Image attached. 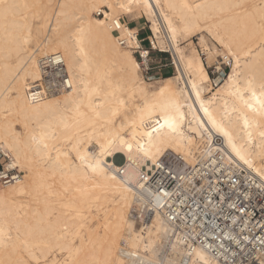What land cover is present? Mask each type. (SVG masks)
Returning a JSON list of instances; mask_svg holds the SVG:
<instances>
[{
	"label": "bare ground",
	"instance_id": "6f19581e",
	"mask_svg": "<svg viewBox=\"0 0 264 264\" xmlns=\"http://www.w3.org/2000/svg\"><path fill=\"white\" fill-rule=\"evenodd\" d=\"M137 13L174 59L153 89L131 50L137 31L121 24ZM193 35L231 58L226 78L211 83L212 58L184 45ZM53 55L68 87L34 100L27 81ZM0 146L7 169L25 172L0 183V264H221L174 234L142 194L145 174L170 154L192 170L216 155L264 189V0H0ZM9 194L30 198L22 212ZM93 204L101 230L74 244ZM54 248L63 260H48Z\"/></svg>",
	"mask_w": 264,
	"mask_h": 264
},
{
	"label": "built area",
	"instance_id": "2783aa9c",
	"mask_svg": "<svg viewBox=\"0 0 264 264\" xmlns=\"http://www.w3.org/2000/svg\"><path fill=\"white\" fill-rule=\"evenodd\" d=\"M97 17H103L97 13ZM117 35V31L112 32ZM38 81L28 94L38 100L68 87L64 64L57 56L40 60ZM218 156L204 165L168 155L145 174L143 195L149 198L174 234L205 250L221 264H261L264 261V189L252 176L223 165ZM215 159V160H214ZM0 146V183L7 184L15 169ZM143 177V176H142Z\"/></svg>",
	"mask_w": 264,
	"mask_h": 264
},
{
	"label": "rangeland",
	"instance_id": "374dc122",
	"mask_svg": "<svg viewBox=\"0 0 264 264\" xmlns=\"http://www.w3.org/2000/svg\"><path fill=\"white\" fill-rule=\"evenodd\" d=\"M112 13H114V17L120 15V12L117 10H114ZM121 24H126L129 28L136 29L137 31L136 36H137L140 46L137 49L135 48L131 50L136 52L134 54V58H136V60L140 64L139 66L140 67V70H139L140 78L148 83V86L150 89L157 87V84L155 83V81L163 77L170 78L171 76L175 74L174 73L175 72L174 59H173L172 51L168 48H165V46H162V45L161 46L162 48H164V50L159 48L158 43H157L158 39L157 37H155L152 31L151 24L147 16H145L143 13L142 14L137 13L134 17L132 15L125 16V14H123L122 19H121ZM38 25H40V21L37 19L34 21L33 26L35 29L36 40L38 41V43H40L41 41H43L44 34L42 33V30L38 27ZM157 36H160L161 38V35L159 33ZM188 39L184 41V45H187L188 43L193 45L198 55L200 56L202 63L206 67L208 66V61L210 60V57L212 58V61H211L212 64H210L209 67H207V72L211 79V83H213V80L217 76L226 78L228 73L230 72V65L224 59H229L231 63V58L228 57L226 53L222 52L220 50L221 48L218 47V45L207 35L203 37L202 42H200V36L198 35L196 36L193 35L189 37ZM152 42L155 43V46H153ZM28 49L29 50L33 49V45L31 44L28 47ZM186 53H188V51ZM143 54H144V57H143ZM27 83L30 86V83H33V82L29 80L27 81ZM212 86L213 88H215L214 85ZM124 95L126 96V94ZM16 129L20 131L19 124L17 123H16ZM15 173L20 177L25 175V172L22 169H20V171L18 169H15ZM14 195H11V197H10V194L7 195L8 197L6 196L7 199L5 202L7 205H13L15 207H18L17 211L22 212V210L25 208V205L29 203L30 198L24 197V196H18V195L14 196ZM7 201L9 204L7 203ZM106 201L107 203H105V205L100 208H103V210L108 211L106 213H109V210L112 207L111 198L109 199L107 198ZM96 205L97 204H93L89 209L90 213H87L85 215L87 217L84 218L85 221L83 220L84 227L80 228L81 230H79L78 234L75 235V237L73 238L74 244H77V240H78L77 237L84 233V228L86 226H98V227L100 226V228H97V230L98 231L101 230L102 225L100 224L103 223L104 215L101 214V211L99 212L97 211V208L95 207ZM91 216L93 217L92 219H90ZM96 220L98 221V223ZM62 254H65V253L62 251L59 252L57 248H54L53 250H51V253L48 254V256H50L48 257V260L52 259L53 256L55 255L56 259L61 261L64 259ZM23 258L25 260L26 258L25 254H23ZM90 264H94V263L91 262Z\"/></svg>",
	"mask_w": 264,
	"mask_h": 264
}]
</instances>
